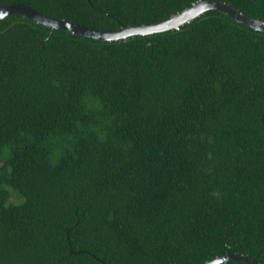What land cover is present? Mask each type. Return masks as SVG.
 <instances>
[{
    "label": "trees",
    "instance_id": "obj_1",
    "mask_svg": "<svg viewBox=\"0 0 264 264\" xmlns=\"http://www.w3.org/2000/svg\"><path fill=\"white\" fill-rule=\"evenodd\" d=\"M197 1L0 6L116 31ZM219 1L264 21V0ZM233 253L264 264V32L217 9L113 41L1 19L0 264Z\"/></svg>",
    "mask_w": 264,
    "mask_h": 264
},
{
    "label": "water",
    "instance_id": "obj_2",
    "mask_svg": "<svg viewBox=\"0 0 264 264\" xmlns=\"http://www.w3.org/2000/svg\"><path fill=\"white\" fill-rule=\"evenodd\" d=\"M210 9H217L220 12L227 14L236 21L245 24L251 28L264 32V21L252 17L243 13L242 11L230 6L226 2L219 0H198L193 3L190 7L184 9L183 11L175 14L174 16L162 20L160 22L151 23V24H141L137 26H123L121 29L116 31H105V30H96L86 26H81L78 24L71 23L65 19L52 18L40 14L34 8L21 4V3H11L4 4L0 6V20L13 14H21L26 16L40 24L51 27L53 29H62L69 31L73 34H78L82 36H87L104 41H113L126 39L134 35H147L156 32H163L168 30H173L178 28L181 25H184L205 11ZM229 260H241L247 264H257L247 255L244 254H225L219 256L211 261L205 262L204 264H220L227 262Z\"/></svg>",
    "mask_w": 264,
    "mask_h": 264
},
{
    "label": "rangeland",
    "instance_id": "obj_3",
    "mask_svg": "<svg viewBox=\"0 0 264 264\" xmlns=\"http://www.w3.org/2000/svg\"><path fill=\"white\" fill-rule=\"evenodd\" d=\"M13 197H14V196H13ZM16 200H17V201H19V199H18V198L16 199V198L14 197V201H15V202H16Z\"/></svg>",
    "mask_w": 264,
    "mask_h": 264
}]
</instances>
